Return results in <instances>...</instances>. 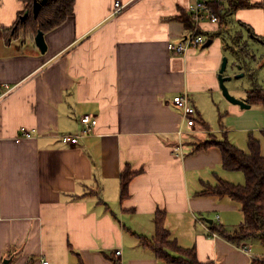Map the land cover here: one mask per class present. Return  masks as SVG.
Returning a JSON list of instances; mask_svg holds the SVG:
<instances>
[{
    "label": "crops",
    "instance_id": "obj_1",
    "mask_svg": "<svg viewBox=\"0 0 264 264\" xmlns=\"http://www.w3.org/2000/svg\"><path fill=\"white\" fill-rule=\"evenodd\" d=\"M74 1L72 16L45 33L43 54L34 34L13 37V26L28 18V2L0 0V264H175L140 242L155 235L157 210L201 262L264 258L258 241L246 242L248 254L209 236L211 223L226 227L245 216L228 196L198 194L220 179L244 182L223 168L219 147L195 150L192 142L213 133L198 119L203 100L221 91L227 51L215 35L220 25L204 22L212 42L175 56L168 45L190 32L179 17L191 14L192 0H119L126 7L116 14L118 0ZM251 2L230 23L263 47L259 56L250 45L253 61L264 62V0ZM178 94L194 104L193 127L173 101ZM234 108L235 126L264 129V112ZM86 115L98 123L82 134ZM22 129L31 138L18 141ZM68 134H80L79 141L65 142ZM128 164L139 173L121 201Z\"/></svg>",
    "mask_w": 264,
    "mask_h": 264
},
{
    "label": "trees",
    "instance_id": "obj_2",
    "mask_svg": "<svg viewBox=\"0 0 264 264\" xmlns=\"http://www.w3.org/2000/svg\"><path fill=\"white\" fill-rule=\"evenodd\" d=\"M28 2L27 19L22 22H17L13 26V37L21 34L29 33L35 36L39 31L48 33L57 27L64 24L74 12V0H47L42 4L37 16L34 15V0H26ZM254 4L251 0H226V12L220 13V29L215 35L224 42L226 51L232 53H240L249 60L255 59L257 55L250 48L248 40L244 38L243 29L236 32L234 43H229L226 33L229 30V23L238 9L252 7ZM179 19L184 23L188 31L192 30L194 20L191 14L184 12ZM243 25V24H242ZM246 27L245 25H243ZM231 30V29H230ZM213 37V36H212ZM264 40V38H263ZM240 66L247 68L248 63L244 62ZM264 68V62H263ZM253 77V75H252ZM245 101L249 105H258L264 110V86H255L247 93ZM199 122L206 129L209 125L202 117H199ZM264 142V129L261 131ZM258 139L254 132L249 134L248 149L243 150L232 143L227 133H223L221 139L208 138L207 141L198 144L195 150L208 149V147L216 146L221 150L223 158V168L228 171L244 172V183L235 184L233 182L220 179L215 185H206L205 190L198 194L202 196H218L230 197L233 201L241 205L245 219L240 225L233 228L225 227L219 222H213L209 225V236L217 234L232 244L241 247L247 245L246 242H260L264 245V144ZM139 171H133L131 165H126L121 173V201L130 197L129 186L131 181L136 177ZM166 212L157 210L155 213V235L148 239L139 236L143 246L152 249L156 257L166 262L175 264H215L212 262H201L198 259L196 248L181 247L177 238L166 227ZM108 257V255H107ZM112 264H120L119 261L111 259ZM253 264H264V258L256 257L253 259ZM78 264H84L80 258Z\"/></svg>",
    "mask_w": 264,
    "mask_h": 264
},
{
    "label": "rangeland",
    "instance_id": "obj_3",
    "mask_svg": "<svg viewBox=\"0 0 264 264\" xmlns=\"http://www.w3.org/2000/svg\"><path fill=\"white\" fill-rule=\"evenodd\" d=\"M235 19H233L234 24ZM231 27V23H229V30L226 33L227 40L229 43H234L237 29L240 28V25L234 24ZM231 29V30H230ZM235 36V37H234ZM246 39V38H245ZM251 47L256 51V53L261 56L263 52V47L259 43H249ZM262 58V57H261ZM254 59L249 60V58L245 61V56L240 53H232L231 51H227L225 53L223 63L221 68L224 65V61L226 62L225 76L231 77V80L226 81L227 87L230 93L237 98L245 99L247 93L251 91V89L255 86L262 85L264 86V68L263 61L260 59L259 61H253ZM239 62L244 65V62L248 63L247 68H243L244 71H241ZM242 67V66H241ZM253 75V77L251 76ZM219 92H211L208 94L207 99L203 100L204 102V110L201 112L203 114V119L209 125V129L213 133H209L207 138H218L221 139L223 137V133H227L229 140L234 143L237 147H240L243 150L248 149V138L249 134L254 132V135L263 142V137L261 131L263 127H259L258 129H253L252 131L246 130V128L241 127L239 125L235 126L234 120L236 119L237 113H235L234 107H239L242 110L251 112V111H263V109L254 105L251 106L249 110L241 108L240 105H235L230 102L223 94V91L220 87ZM192 138V142L196 144H201L202 139L199 136H194ZM264 144V142H263ZM243 175V181L245 174L244 172L239 171ZM238 172V173H239ZM244 183V182H243ZM236 184V183H235ZM243 221V217L240 222L227 224V226H238Z\"/></svg>",
    "mask_w": 264,
    "mask_h": 264
},
{
    "label": "built area",
    "instance_id": "obj_4",
    "mask_svg": "<svg viewBox=\"0 0 264 264\" xmlns=\"http://www.w3.org/2000/svg\"><path fill=\"white\" fill-rule=\"evenodd\" d=\"M126 7L125 4L121 3V1H117L115 3V14L122 12ZM188 12L191 13L194 20V28L190 30V32L185 36L179 44H169L168 50L173 55H180L185 53L191 47L194 48H203L209 42L206 34L203 33L201 29V25L204 22L219 24L220 23V13L226 12V0H192L188 7ZM174 103L179 106L183 110V115L187 120L188 126L193 127L196 124L195 114L196 109L194 104L188 94H178L173 99ZM83 128L81 130L82 134H88L93 126H96L98 123V119L92 116H84L82 117ZM22 136L17 140L21 141L24 138H31V134L27 132L25 129H22ZM80 134L76 135H65L63 137L65 142L76 144L79 141ZM217 236V234H214ZM242 250L248 254H251V247L249 245H241ZM121 254V251H118V255ZM43 264H49L48 261H44Z\"/></svg>",
    "mask_w": 264,
    "mask_h": 264
},
{
    "label": "water",
    "instance_id": "obj_5",
    "mask_svg": "<svg viewBox=\"0 0 264 264\" xmlns=\"http://www.w3.org/2000/svg\"><path fill=\"white\" fill-rule=\"evenodd\" d=\"M47 0H34V15L37 16L39 10L42 7L43 3H46ZM212 41L209 40V42L206 45H209ZM35 43L36 46H38L39 50L41 51V53H45L48 50V46H47V42H46V38H45V32L44 31H39L38 34L35 36ZM226 68V62L224 61V65L221 68V72L219 74V84H221V89L223 91L224 96L226 97V99H228L230 102H232L235 105H240L241 108L243 109H250L252 105H249L245 100L239 99L237 97H234L228 87L226 81L231 80V77H227L225 76V69ZM8 260L5 261V263Z\"/></svg>",
    "mask_w": 264,
    "mask_h": 264
}]
</instances>
